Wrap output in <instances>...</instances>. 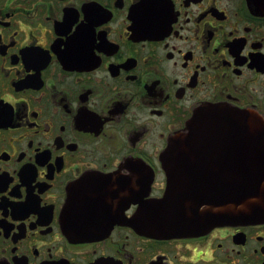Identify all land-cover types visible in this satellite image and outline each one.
<instances>
[{
    "label": "flooded vegetation",
    "instance_id": "obj_1",
    "mask_svg": "<svg viewBox=\"0 0 264 264\" xmlns=\"http://www.w3.org/2000/svg\"><path fill=\"white\" fill-rule=\"evenodd\" d=\"M210 104L264 116V0H0V264H264V221L150 223L211 193L164 157Z\"/></svg>",
    "mask_w": 264,
    "mask_h": 264
},
{
    "label": "water",
    "instance_id": "obj_2",
    "mask_svg": "<svg viewBox=\"0 0 264 264\" xmlns=\"http://www.w3.org/2000/svg\"><path fill=\"white\" fill-rule=\"evenodd\" d=\"M172 138L165 159L187 169L195 156L181 157V151L220 149L216 155L199 156L200 166L215 165L209 171L210 194L184 191L171 203L174 187L163 198L165 220H151L157 234L198 232L209 226L264 221V118L253 111L234 110L212 105L197 110L185 129ZM231 135V142L223 139ZM225 149L227 152H225ZM188 161V162H187ZM191 179V182L193 184ZM191 187V186H190ZM212 203L200 201H211ZM167 203V205H166ZM161 209L154 212L160 216ZM139 222V221H137ZM206 222V225L200 223Z\"/></svg>",
    "mask_w": 264,
    "mask_h": 264
}]
</instances>
